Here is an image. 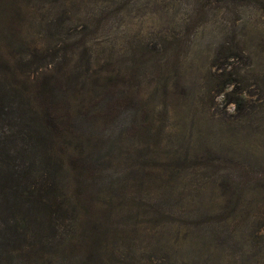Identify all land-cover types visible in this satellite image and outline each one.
<instances>
[{"label":"rangeland","instance_id":"obj_1","mask_svg":"<svg viewBox=\"0 0 264 264\" xmlns=\"http://www.w3.org/2000/svg\"><path fill=\"white\" fill-rule=\"evenodd\" d=\"M59 3L66 39L135 67L119 91L147 103L107 169L128 187L105 264H264V0Z\"/></svg>","mask_w":264,"mask_h":264},{"label":"trees","instance_id":"obj_2","mask_svg":"<svg viewBox=\"0 0 264 264\" xmlns=\"http://www.w3.org/2000/svg\"><path fill=\"white\" fill-rule=\"evenodd\" d=\"M38 3L50 19L36 22ZM71 20L59 0H0V264H105L111 254L104 222L128 182L107 169L136 150L127 140L136 124L145 133L147 103L119 91L135 67L120 73L66 39Z\"/></svg>","mask_w":264,"mask_h":264}]
</instances>
